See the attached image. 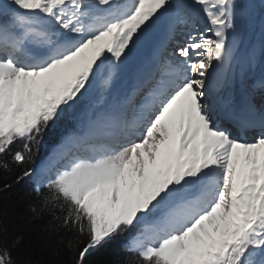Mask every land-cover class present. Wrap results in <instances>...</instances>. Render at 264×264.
<instances>
[{
	"label": "snow or ice",
	"instance_id": "1",
	"mask_svg": "<svg viewBox=\"0 0 264 264\" xmlns=\"http://www.w3.org/2000/svg\"><path fill=\"white\" fill-rule=\"evenodd\" d=\"M256 18L254 0H0V171L32 184L74 264L117 241L134 257L117 264H264V108L220 95L264 69V0L253 43Z\"/></svg>",
	"mask_w": 264,
	"mask_h": 264
},
{
	"label": "trees",
	"instance_id": "2",
	"mask_svg": "<svg viewBox=\"0 0 264 264\" xmlns=\"http://www.w3.org/2000/svg\"><path fill=\"white\" fill-rule=\"evenodd\" d=\"M69 117L63 118L47 133L45 144L41 152L44 155L58 144L62 137L75 130ZM21 144L13 147L18 150ZM18 170L13 172L0 171V207L7 209L3 223L9 233V242L19 237L18 245L12 249V257L17 264H74V253L67 247L70 234H51L49 221L51 217H34L29 206L36 202V195L29 181L16 184L15 178ZM5 184L11 188L5 189ZM50 229V231H45ZM123 241H117L109 246L99 249L89 257V264H117L118 261L134 259L121 247Z\"/></svg>",
	"mask_w": 264,
	"mask_h": 264
},
{
	"label": "bare ground",
	"instance_id": "3",
	"mask_svg": "<svg viewBox=\"0 0 264 264\" xmlns=\"http://www.w3.org/2000/svg\"><path fill=\"white\" fill-rule=\"evenodd\" d=\"M255 22V21H254ZM254 28L253 29H255V25L253 26ZM256 29H257V26H256ZM258 35V34H257ZM248 40L249 41H251V42H253V41H258V38H257V36H255V33L253 34H251V38L250 37H248ZM247 43V42H246ZM254 43V42H253ZM143 53V52H142ZM142 53H141V55H142ZM254 70V69H253ZM236 71V70H235ZM234 72V71H233ZM253 73V72H252ZM235 74V73H234ZM238 75V74H237ZM217 76H219V75H217ZM241 76V75H240ZM236 77V76H235ZM242 77H244V76H242ZM236 78H238V77H236ZM239 78H241V77H239ZM254 81H255V84L253 83V79L250 81V84H251V86L252 87H247L245 84H243V83H241V81H240V83H234L236 80L234 79V81L232 82V83H230V84H225L224 83V85L223 86H221V88H220V93H225V90L226 89H228V88H230V89H232L233 90V95H234V98H233V101L234 102H236V92L238 91V90H242L245 94L246 93H251L252 94V96H253V98H254V102H255V104H256V106L258 107V108H264V89H261L259 86L258 87H256L257 86V84L260 82V81H258V79H262V78H264V69H262V68H260V67H257V68H255V72H254ZM233 80V79H232ZM244 80V79H243ZM244 82V81H243ZM259 91V92H258ZM256 92V93H255ZM258 92V93H257ZM249 139H251V136H249L248 137V140ZM53 150H54V148H53ZM52 150V151H53Z\"/></svg>",
	"mask_w": 264,
	"mask_h": 264
},
{
	"label": "rangeland",
	"instance_id": "4",
	"mask_svg": "<svg viewBox=\"0 0 264 264\" xmlns=\"http://www.w3.org/2000/svg\"><path fill=\"white\" fill-rule=\"evenodd\" d=\"M254 4H255V6H256V8H257V15L260 13V9H261V0H254ZM255 22H256V20H255ZM255 22L253 23V25H252V28H251V30H250V32H249V36L248 37H250L251 38V34L253 33V31H254V25H255ZM236 70V71H235ZM233 71L234 72H232V78H231V83L234 81V79L236 80L234 83H240V81H241V83H243V84H247L246 86L247 87H250L251 86V84H250V81L252 80V77H254V72H255V69L254 70H252V71H250V72H248V73H246V74H244V75H241L240 73H239V71L237 70V69H233ZM253 72V73H252ZM235 73V74H234ZM238 74V75H237ZM241 75V76H240ZM238 77V78H236V77ZM242 76H244V77H242ZM239 77H241V78H239ZM233 79V80H232ZM244 79V80H243ZM244 81V82H243ZM259 92V91H258ZM257 92V93H258ZM256 93V92H255ZM98 95H99V87L97 86V87H94L93 88V90H92V92L90 93V100H95L97 97H98ZM264 96V95H263ZM86 107V106H85ZM83 115V107H82V109L78 112V113H76V114H69V115H67V117H69L70 118V121L72 122V125L75 123V126H76V128H77V117L78 116H82Z\"/></svg>",
	"mask_w": 264,
	"mask_h": 264
},
{
	"label": "water",
	"instance_id": "5",
	"mask_svg": "<svg viewBox=\"0 0 264 264\" xmlns=\"http://www.w3.org/2000/svg\"><path fill=\"white\" fill-rule=\"evenodd\" d=\"M241 99L244 100V94L240 91Z\"/></svg>",
	"mask_w": 264,
	"mask_h": 264
}]
</instances>
